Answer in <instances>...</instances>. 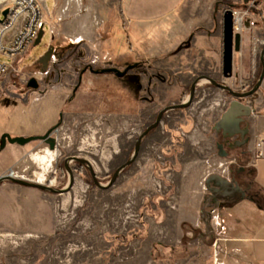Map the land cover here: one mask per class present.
<instances>
[{
	"label": "rangeland",
	"instance_id": "rangeland-1",
	"mask_svg": "<svg viewBox=\"0 0 264 264\" xmlns=\"http://www.w3.org/2000/svg\"><path fill=\"white\" fill-rule=\"evenodd\" d=\"M128 1L57 0L55 11L46 17L56 2L46 0L40 43L0 80V144L3 135L41 134L60 121L50 104L40 102L38 92L46 88L47 79L56 84L58 74L66 80V74L123 72L131 66L126 80L136 90L133 110L128 103L116 116L112 97L104 113L64 117L55 151L34 142L8 145L0 152V159L9 154L11 159L0 164V178L13 175L33 184L43 173L33 157L46 150L56 154L44 183L38 184L56 192L11 181L0 186V192L24 198L20 218L27 224L25 231L16 232L15 210L4 209L0 264H217V257L225 264V198L207 182L220 176L243 188L252 174L239 172L241 165L219 155V122L232 100L215 85L228 83L223 76L224 13L242 18L239 33L242 39L251 38L250 71L255 69L254 83L244 80L249 81L246 87L238 83L232 89L236 94L252 92L263 72L264 0H182L172 9L181 23L167 32L181 28L184 33L171 40L163 34L167 26L162 19L149 22L167 14L168 3L135 0L128 6ZM5 10H0V21ZM50 48L52 61L44 70L37 60ZM247 49L243 43L237 55ZM0 61L14 65L2 55ZM31 79L37 80L38 90L28 88ZM254 95L246 100L235 96L260 118L251 119L252 132L260 123L264 128V88ZM161 113L166 118L160 127L137 146L139 136ZM135 151L134 162L110 185Z\"/></svg>",
	"mask_w": 264,
	"mask_h": 264
},
{
	"label": "crops",
	"instance_id": "crops-1",
	"mask_svg": "<svg viewBox=\"0 0 264 264\" xmlns=\"http://www.w3.org/2000/svg\"><path fill=\"white\" fill-rule=\"evenodd\" d=\"M160 1H163V3H168L170 10L167 12V14L164 13L161 15H156L155 19L149 22L154 23L157 22L158 19H162L163 23L167 26L165 28L166 32L163 34H167L168 40H171L172 36L176 37L177 35L180 36V33H184L181 31V28L177 32H167L171 29L172 25L175 26L181 23L179 21L181 18L177 17L172 9L178 7L182 0ZM134 2L135 0H129L127 5L133 6ZM56 3L57 0L55 2L53 11L50 13L48 12L46 17L50 16V14L52 15V13L55 11L57 6ZM43 24L45 26V19ZM246 30L248 29L246 28ZM37 41L34 43V45H36ZM243 43H246L248 46V51L245 50L239 55H237L238 53L234 54L233 76L226 79L228 82L226 86L221 85L233 92L235 91L232 88L235 87L236 84L243 83V87H246L249 81L245 82L244 80L250 79V82L253 83L254 81L252 80H255V69L252 72L250 71L252 51L249 46L251 43V38L243 37L242 44ZM198 58L199 60L202 59V53L199 54ZM41 59L37 61L43 64L44 70H47L49 62L50 60L52 61V58L46 64H44ZM20 61L18 64H20ZM198 66V68H201V61L198 63ZM53 67L58 68V65H53ZM193 70H197L196 66L193 68ZM46 72H49V70ZM50 74L53 75L54 72H50ZM62 76L63 75L58 74L59 80L56 84H53L52 79H47L46 81L49 83L47 84L46 88L39 89L38 91L40 93V102L50 104L51 109L56 117L62 115L61 117L64 119V117L67 116H84L104 113L106 112L112 97L114 98V104L117 109L116 116L125 112L124 110L126 109V106H128V103H131L130 109H134L133 101L135 99L136 92L134 91V87L129 85L127 80H121L118 78L107 79V75L104 73L97 74L92 72H90V74L87 72L81 73V75L66 74V80L62 79ZM183 76L185 78L186 75ZM179 83L181 86H185L186 82H182L180 80ZM262 88H264V80L262 82ZM262 88L260 87L261 90ZM222 90L225 91L224 89ZM257 95L260 98V93ZM231 101H235V97L229 102ZM236 104L238 103L236 102ZM229 111L230 109H226L225 112ZM251 115L254 116L251 117ZM240 117L243 119L247 118V127H243L241 131H239L240 123L234 119L229 120L225 127L221 129V131L225 132L232 128L233 132L230 134V136H234V138L237 139L238 135L240 134L244 137V143L235 148L233 158L231 159L234 163L241 165L239 171L246 169L248 171L252 170L253 173L251 177L252 180L248 181L249 183H247L243 188H240L237 185L240 190L239 192L232 193L229 191L224 197L226 204L227 246L225 264H264V128L260 123L259 127H255L252 132L250 124L251 119L253 118L255 120H260V118L256 116L255 110H252V112L249 111V113H244L243 115H240ZM55 125L56 124L49 125L41 134H14L13 137H38V135L40 136L47 133ZM248 138H250V140ZM6 148L3 151H5ZM242 152L247 154L248 157H241L240 155ZM9 156L10 154L3 156V158L0 159V164L4 162H7L8 164V162L11 160ZM245 177L246 176H243V178ZM185 182L187 181L185 180ZM197 182L198 181L196 180L194 181L196 184V189L194 191H198L199 193L200 188L197 187ZM1 185L2 183L0 186ZM20 186L25 187L22 185ZM38 190L42 191L41 189ZM22 200L24 201V198L21 196L11 197L5 191L0 192V218L6 215L4 211L5 208H9L8 210H10L12 207L15 210V216L18 217L17 220L15 219L16 229L14 230L16 232L25 231L27 228V224L25 222L22 223L20 218L22 208H26V203H23ZM1 227H3V224L0 223V231H2ZM222 260L224 259L217 257L216 263L219 264L220 261L222 262Z\"/></svg>",
	"mask_w": 264,
	"mask_h": 264
},
{
	"label": "water",
	"instance_id": "water-1",
	"mask_svg": "<svg viewBox=\"0 0 264 264\" xmlns=\"http://www.w3.org/2000/svg\"><path fill=\"white\" fill-rule=\"evenodd\" d=\"M250 0H246V2H249ZM9 14V10H5L3 12V17L5 20L6 17ZM3 22V21H2ZM44 35L43 32V28L41 30V33L38 37V41L36 43V45H38L42 39ZM242 48V35L239 32H236L234 30V13L232 11H226L224 13V27H223V76L225 78H231L233 76V60H234V54H237L241 51ZM53 49L50 48L48 50V52L42 57L41 61L46 64L53 56ZM262 67H263V72L261 74V77L258 81L257 86L255 87V89L248 94V96H252L254 95L261 87L262 82L264 80V49L261 53V58H260ZM101 73L107 74V73H116L118 74V71L115 69H111V70H104ZM118 76H121V74H118ZM220 86V85H219ZM28 88L30 89H34V90H38L39 88V84L37 82L36 79H31L28 83ZM221 89L224 90H228L230 91L228 88L220 86ZM236 96L242 97V95H238L235 94ZM239 105V104H237ZM245 109L250 111L249 107H245ZM241 113H239V111H233L232 109H230L229 112H225L224 115L222 116V120L219 122V128L222 129L225 127V125L228 123L229 120H233L234 118H236L237 116H239ZM51 134H52V130L49 131L44 137H29V138H25V137H15L12 138L10 135H3L1 138V144H0V152L3 151L6 146L8 144L10 145H19L22 147H25L33 142H36L38 140H44L47 141V143L49 144V149L51 151H55L57 148V140L51 138ZM127 166V165H126ZM126 166L122 167L113 177L110 185H113L114 182L116 181L118 175L121 173V171L123 169L126 168ZM5 181H11L15 184L18 185H22L25 187H30V188H36V189H41V190H47V191H51V192H56L54 189H52L51 187H45L42 185H38V184H33V183H28L25 181H21L18 179L13 178L12 176H6V177H2L0 178V184L5 182ZM208 187H210V185L214 184L215 185V189L214 192L215 194L218 193H222L221 195L223 197H225L227 195V193L230 192H239V188L237 187V184L235 182H230L220 176H212L209 178L208 182ZM60 192H66L64 190L60 191Z\"/></svg>",
	"mask_w": 264,
	"mask_h": 264
},
{
	"label": "built area",
	"instance_id": "built-area-1",
	"mask_svg": "<svg viewBox=\"0 0 264 264\" xmlns=\"http://www.w3.org/2000/svg\"><path fill=\"white\" fill-rule=\"evenodd\" d=\"M255 2L249 1L250 4ZM45 6L46 0H0V10H9L6 19L0 21V55L14 61L12 66L0 61V80L16 70V64L38 40L44 26ZM234 30H243V20L238 13H234Z\"/></svg>",
	"mask_w": 264,
	"mask_h": 264
},
{
	"label": "flooded vegetation",
	"instance_id": "flooded-vegetation-1",
	"mask_svg": "<svg viewBox=\"0 0 264 264\" xmlns=\"http://www.w3.org/2000/svg\"><path fill=\"white\" fill-rule=\"evenodd\" d=\"M132 68L133 67H131V66H129V67H127L126 69H125V71H119V70H117V69H115V70H117L118 71V74H121V76H118V74H116V73H107V74H112V75H115L116 76V78H118V79H121V80H126V77L128 76V74H129V72L130 71H132ZM90 71H92V72H94L93 70H90ZM96 72V71H95ZM83 73H85V72H83ZM101 73V72H100ZM226 79H228V78H226ZM259 81V80H258ZM257 84H258V82L254 85L253 84V86H251V87H256L257 86ZM215 85L217 86V87H219L220 88V86H221V84H218V83H215ZM220 85V86H219ZM194 87L195 86H192L191 87V90L193 89L194 90ZM39 89V88H38ZM134 91L136 92V90H135V88H134ZM226 91V90H225ZM226 92H228L230 95H231V97H232V99L236 96L235 94V92H233V91H226ZM249 93H251L250 91L249 92H243L242 94L241 93H239L238 95H242V97H239L241 100H246V99H248V98H251V97H253V98H255V95H252V96H248V94ZM239 105H237L236 104V101H231V102H229L228 103V106H227V108L226 109H232L233 111H239V113H241L240 115H243L244 113H249V110H247V109H245V107H248V106H246V105H244L243 103H238ZM240 115L239 116H237L236 118H234L235 119V121H237V122H239L240 123V130L239 131H241V129L243 128V127H247L248 126V123H247V121H246V119L247 118H241L240 117ZM62 116V115H61ZM60 116V121L54 126V127H52V129H50L49 131H51L52 130V134H51V138H53V139H55V136H56V134L59 132V130L61 129V127H62V120H63V117H61ZM164 118H166V116H165V113H161V114H159L158 116H157V118H156V120H155V122L152 124V125H150V126H148L144 131H143V133L139 136V138H138V141H137V146H140L143 142H144V140L147 138V137H149L151 134H153L159 127H160V125H161V123L163 122V120H164ZM233 119V120H234ZM48 131V132H49ZM47 132V133H48ZM233 132V129L231 128V129H229V130H227V131H221V133L223 134V143H221V144H218V147H220V150H219V155H223V156H227V157H230V158H233V155H234V151H235V148H237V147H239L240 145H242L243 143H244V141H245V139H244V137L242 136V135H238V138L237 139H235L234 138V136H230V134ZM47 133H45L44 135H40V136H38V137H44ZM249 140H250V138H248ZM36 142H38V143H43V144H45L47 147H49V144L47 143V141H44V140H38V141H36ZM34 143V142H33ZM58 145V144H57ZM119 152V151H118ZM241 157H244L245 156V154H244V152H242L241 153V155H240ZM137 157V152L135 151L134 153H133V155L129 158V160H128V162H127V166H126V168L128 167V166H130L133 162H134V160H135V158ZM72 159H74V160H81L80 158H78V157H73ZM81 166V165H80ZM125 168V169H126ZM124 170V169H123ZM122 172V171H121ZM239 172H242V170H240ZM249 173L250 174H252L253 173V171L252 170H250L249 171ZM113 179V178H112ZM112 179H111V181H112ZM47 187H49V186H47ZM222 193H218V195H221Z\"/></svg>",
	"mask_w": 264,
	"mask_h": 264
},
{
	"label": "bare ground",
	"instance_id": "bare-ground-1",
	"mask_svg": "<svg viewBox=\"0 0 264 264\" xmlns=\"http://www.w3.org/2000/svg\"><path fill=\"white\" fill-rule=\"evenodd\" d=\"M55 156H56L55 153H53V152H51L49 150H46V152H45V154L43 156H34L33 157V159L37 162V164H39V166L43 170L42 175L40 176L39 180L37 181L38 184H43L44 183V180H45L44 174H46V172L49 170L50 166H52L53 158ZM11 176H13V175H11Z\"/></svg>",
	"mask_w": 264,
	"mask_h": 264
}]
</instances>
